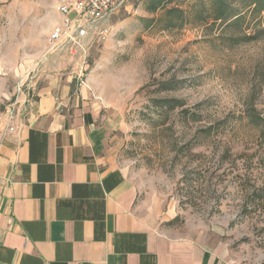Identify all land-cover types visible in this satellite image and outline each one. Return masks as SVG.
<instances>
[{
    "label": "rangeland",
    "instance_id": "374dc122",
    "mask_svg": "<svg viewBox=\"0 0 264 264\" xmlns=\"http://www.w3.org/2000/svg\"><path fill=\"white\" fill-rule=\"evenodd\" d=\"M57 1L0 0V132L15 85L31 97L61 56L136 207L221 264H264V9L232 1L233 23L209 17L212 0H135L82 51L48 40ZM173 7L185 19L167 28Z\"/></svg>",
    "mask_w": 264,
    "mask_h": 264
},
{
    "label": "crops",
    "instance_id": "0c3cea01",
    "mask_svg": "<svg viewBox=\"0 0 264 264\" xmlns=\"http://www.w3.org/2000/svg\"><path fill=\"white\" fill-rule=\"evenodd\" d=\"M49 63L33 95L18 96L11 129L2 113L0 264H221L136 207L77 72L61 70L58 55Z\"/></svg>",
    "mask_w": 264,
    "mask_h": 264
},
{
    "label": "built area",
    "instance_id": "2783aa9c",
    "mask_svg": "<svg viewBox=\"0 0 264 264\" xmlns=\"http://www.w3.org/2000/svg\"><path fill=\"white\" fill-rule=\"evenodd\" d=\"M135 0H58L55 8L60 21L48 32V40L56 45L71 44L84 51L86 41H104L108 27L104 21L111 14L133 7ZM20 83L15 85L14 99L7 106L5 129L17 110Z\"/></svg>",
    "mask_w": 264,
    "mask_h": 264
},
{
    "label": "trees",
    "instance_id": "16d2710c",
    "mask_svg": "<svg viewBox=\"0 0 264 264\" xmlns=\"http://www.w3.org/2000/svg\"><path fill=\"white\" fill-rule=\"evenodd\" d=\"M232 1L236 0H212L213 12L212 19L217 20L221 18L229 17L232 19L233 23L239 21L242 18V15L239 11L233 6ZM243 7H251L252 10H261L264 9V0H240ZM167 16H173L175 19L174 22H169L166 25L167 28L175 27L178 23H182L185 17L183 16V12L179 8H168L166 10ZM247 39V38H246ZM165 105L170 109H174L176 107H182V102L178 99H166Z\"/></svg>",
    "mask_w": 264,
    "mask_h": 264
}]
</instances>
